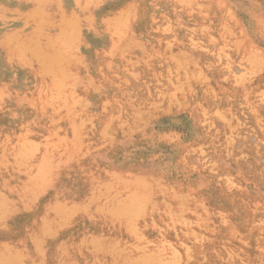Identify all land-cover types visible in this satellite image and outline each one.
Returning <instances> with one entry per match:
<instances>
[{
  "label": "rangeland",
  "instance_id": "374dc122",
  "mask_svg": "<svg viewBox=\"0 0 264 264\" xmlns=\"http://www.w3.org/2000/svg\"><path fill=\"white\" fill-rule=\"evenodd\" d=\"M0 70V264H264V0H0Z\"/></svg>",
  "mask_w": 264,
  "mask_h": 264
},
{
  "label": "bare ground",
  "instance_id": "6f19581e",
  "mask_svg": "<svg viewBox=\"0 0 264 264\" xmlns=\"http://www.w3.org/2000/svg\"><path fill=\"white\" fill-rule=\"evenodd\" d=\"M10 36H11V33H10ZM1 71V70H0ZM2 71H4V70H2ZM1 71V72H2ZM1 74V73H0ZM5 74V73H4ZM5 80V79H4ZM65 112V111H64ZM62 114V113H61ZM48 120V119H47ZM68 121V120H67ZM72 129V128H71ZM72 134V133H71ZM73 141V140H72ZM54 144V143H53ZM64 145V144H63ZM61 146V145H60ZM49 148H50V146H49ZM56 149V148H55ZM45 150V149H44ZM49 150V149H48ZM51 150H53V149H51ZM60 151V150H59ZM54 152H57V151H54ZM47 154V153H46ZM45 154V155H46ZM52 155V154H51ZM58 155H60V154H58ZM73 155V154H72ZM48 156V155H47ZM62 160H63V158H62ZM46 161V160H45ZM70 161V160H69ZM57 162V161H56ZM66 162V161H65ZM39 164V163H38ZM49 164V163H48ZM34 166V165H33ZM32 166V167H33ZM60 168V167H59ZM32 169V168H31ZM36 169V168H35ZM48 170V169H47ZM31 171V170H30ZM43 171V170H42ZM76 173V172H75ZM81 173V172H80ZM51 174V173H50ZM78 174V173H77ZM46 175V174H45ZM55 175V174H54ZM86 175V174H85ZM36 177V176H35ZM34 177V178H35ZM39 177V176H38ZM55 177H57V176H55ZM77 177V176H76ZM2 178V177H1ZM33 178V179H34ZM40 178H41V175H40ZM85 178V177H84ZM89 178H91V177H89ZM94 177H92V179H93ZM118 178V177H117ZM29 179V178H28ZM31 179V178H30ZM97 179V178H96ZM99 179V178H98ZM106 179V178H105ZM104 179V180H105ZM36 180H38V179H36ZM48 180V179H47ZM80 179H78V181H79ZM3 181V180H2ZM51 181V180H50ZM99 181V180H98ZM102 181V180H101ZM109 181V180H108ZM112 181V180H111ZM6 182V181H5ZM47 182V181H46ZM31 183H33V182H31ZM39 183H41V182H39ZM44 183V182H43ZM86 183V182H85ZM116 183V182H115ZM59 184V183H58ZM63 184V183H62ZM123 184V183H122ZM38 185V184H37ZM41 185V184H40ZM56 185V184H55ZM97 185V184H96ZM127 185H129V183L127 184ZM43 186V185H42ZM117 186V185H116ZM115 186V187H116ZM133 186V185H132ZM2 187V186H1ZM35 187V186H34ZM99 187V186H98ZM123 187H124V185H123ZM3 188H4V186H3ZM11 188V187H10ZM78 188V187H77ZM53 189H55V188H53ZM58 189V188H57ZM70 189V188H69ZM92 189V188H91ZM94 189V188H93ZM108 189V188H107ZM121 189V188H120ZM29 190V189H28ZM56 190V189H55ZM65 190H67V188L65 189ZM75 190V189H74ZM78 190H79V188H78ZM115 190V189H114ZM136 190V189H135ZM34 191V190H33ZM106 191V190H105ZM109 191V190H108ZM126 191V190H125ZM43 192V191H42ZM51 192V191H50ZM93 192V191H92ZM97 192V191H96ZM99 192V191H98ZM104 192V191H103ZM102 192V193H103ZM72 193V192H71ZM140 193V192H139ZM51 194V193H50ZM80 194V193H79ZM82 194V193H81ZM94 194V193H93ZM107 194V193H106ZM74 195V194H73ZM86 195V194H85ZM95 195V194H94ZM99 195H102V194H99ZM104 195V194H103ZM121 195V194H120ZM140 195V194H139ZM55 196V195H54ZM59 196V195H58ZM66 196V195H65ZM138 196V195H137ZM33 197V196H32ZM87 197V196H86ZM93 197V196H92ZM106 197V196H105ZM115 197V196H114ZM49 198V197H48ZM52 198V197H51ZM85 198V197H84ZM1 199V198H0ZM46 199V198H45ZM87 199V198H86ZM96 199V198H95ZM127 199V198H126ZM61 200V199H60ZM63 200V199H62ZM67 200V199H66ZM85 200V199H84ZM115 200V199H114ZM121 200H122V198H121ZM125 200V199H124ZM75 201V200H74ZM78 201H80V200H78ZM85 201H87V200H85ZM89 201V200H88ZM87 201V202H88ZM94 201V200H93ZM127 201V200H126ZM48 202V201H47ZM107 202H108V199H107ZM55 203V202H54ZM68 203V202H67ZM157 203V202H156ZM98 204V203H97ZM104 204V203H103ZM109 204V203H108ZM50 205V204H49ZM60 205V204H59ZM80 205V204H79ZM118 205H120V204H118ZM144 205V204H143ZM142 205V206H143ZM147 205V204H146ZM152 205V204H151ZM44 206V205H43ZM47 206V205H46ZM99 206V205H98ZM106 206V205H105ZM145 206V205H144ZM51 207V206H50ZM56 207V206H55ZM64 207V206H63ZM70 207V206H69ZM78 207V206H77ZM94 207V206H93ZM147 207V206H146ZM145 207V208H146ZM58 208H60V206L58 207ZM66 208V207H65ZM95 209H97L96 207H94ZM151 208V207H150ZM81 209V208H80ZM79 209V210H80ZM1 210V209H0ZM49 210V209H48ZM54 210V209H53ZM53 210H51V211H53ZM83 210V209H82ZM90 210V209H89ZM99 210V209H98ZM124 210V209H123ZM56 211H58V210H56ZM85 211H87V210H85ZM95 211V210H94ZM97 211V210H96ZM145 211V210H144ZM45 212V211H44ZM103 212V211H102ZM129 212V211H128ZM56 213V212H55ZM83 213H84V211H83ZM89 213H90V211H89ZM101 213V212H100ZM107 213H108V211H107ZM127 213V212H126ZM59 214V213H58ZM72 214V213H71ZM74 214V213H73ZM97 214V213H96ZM117 214V213H116ZM125 214V213H124ZM64 215V214H63ZM104 215V214H103ZM72 216V215H71ZM70 216V217H71ZM87 216V215H86ZM90 216V215H89ZM88 216V217H89ZM105 216V215H104ZM111 216V215H110ZM130 216V215H129ZM150 216V215H149ZM43 217V216H42ZM49 217V216H48ZM63 217H65V216H63ZM112 217V216H111ZM116 217V216H115ZM127 217V216H126ZM147 217V216H146ZM156 217V216H155ZM159 217V216H158ZM91 218V217H90ZM120 218V217H119ZM45 219V218H44ZM65 219V218H64ZM63 219V220H64ZM67 219H69L68 217H67ZM89 219V218H88ZM116 219V218H115ZM137 219V218H136ZM53 220V219H52ZM85 220V219H84ZM110 220V219H109ZM154 220V219H153ZM54 221V220H53ZM76 221V220H75ZM125 221V220H124ZM165 221V220H164ZM65 222V221H64ZM73 222V221H72ZM146 222V221H145ZM42 223H44V222H42ZM55 223V222H54ZM81 223V222H80ZM130 223V222H129ZM57 224V223H56ZM78 224V223H77ZM97 224V223H96ZM119 224V223H118ZM123 224V223H122ZM127 224V223H126ZM134 224V223H133ZM149 224V223H148ZM31 225V224H30ZM62 225V224H61ZM89 225V224H88ZM107 225V224H106ZM147 225V224H146ZM153 225V224H152ZM68 226V225H67ZM127 226V225H126ZM44 227V226H43ZM58 227V226H57ZM113 227V226H112ZM38 228V227H37ZM46 228H47V226H46ZM59 228V227H58ZM75 228V227H74ZM78 228H79V226H78ZM86 228V227H85ZM12 229V228H11ZM45 229V228H44ZM23 230V229H22ZM41 230H42V228H41ZM69 230V229H68ZM9 231V230H8ZM21 231V230H20ZM35 231V230H34ZM85 231H87V230H85ZM120 231V230H119ZM19 232V231H18ZM17 232V233H18ZM50 232V231H49ZM100 232V231H99ZM44 233V232H43ZM78 233V232H77ZM76 233V234H77ZM106 233V232H105ZM120 233V232H119ZM139 233V232H138ZM52 234H54V233H52ZM51 234V235H52ZM66 234V233H65ZM72 234V233H71ZM82 234V233H81ZM12 235V234H11ZM50 235V236H51ZM59 235V234H58ZM62 235V234H61ZM105 235V234H104ZM111 235V234H110ZM23 236V235H22ZM21 236V237H22ZM32 236V235H31ZM53 236V235H52ZM64 236V235H63ZM75 236V235H74ZM84 236V235H83ZM100 236V235H99ZM124 236V235H123ZM149 236V235H148ZM28 237V236H27ZM65 237V236H64ZM51 238V237H50ZM67 238V237H66ZM104 238V237H103ZM149 238V237H148ZM21 239V238H20ZM58 239V238H57ZM85 239H86V237H85ZM88 239V238H87ZM135 239V238H134ZM142 239V238H141ZM145 239V238H144ZM23 240V239H22ZM25 240V239H24ZM53 240V239H52ZM68 240V239H67ZM109 240V239H108ZM48 241V240H47ZM46 241V242H47ZM72 241V240H71ZM102 241V240H101ZM15 242V241H14ZM78 242V241H77ZM79 243V242H78ZM77 243V244H78ZM89 243V242H88ZM110 243V242H109ZM126 243V242H125ZM124 243V244H125ZM84 244V243H83ZM107 244V243H106ZM112 244V243H111ZM131 244V243H130ZM133 244V243H132ZM158 244H159V242H158ZM28 245V244H27ZM59 245V244H58ZM70 245V244H69ZM85 245H87V244H85ZM110 245V244H109ZM126 245V244H125ZM156 245H157V243H156ZM163 245V244H162ZM42 246V245H41ZM66 246V245H65ZM80 246V245H79ZM107 246V245H106ZM24 247H26V245L24 246ZM104 247V246H103ZM110 247V246H109ZM132 247V246H131ZM27 248V247H26ZM33 248V247H32ZM54 248V247H53ZM86 248H88V247H86ZM106 248V247H105ZM133 248V247H132ZM30 249H31V247H30ZM47 249V248H46ZM59 249V248H58ZM81 249V248H80ZM79 249V250H80ZM102 249V248H101ZM113 249V248H112ZM130 249V248H129ZM172 249V248H171ZM170 249V250H171ZM73 250V249H72ZM77 250V249H76ZM109 250V249H108ZM18 251V250H17ZM19 251H20V249H19ZM35 251V250H34ZM95 251V250H94ZM127 251V250H126ZM14 252V251H13ZM37 252V251H36ZM45 252V251H44ZM81 252V251H80ZM89 252H91V251H89ZM108 252V251H107ZM123 252V251H122ZM46 253H47V251H46ZM50 253V252H49ZM75 253V252H74ZM104 253V252H103ZM112 253V252H111ZM128 253V252H127ZM20 254V253H19ZM61 254V253H60ZM59 254V255H60ZM144 254V253H143ZM167 254V253H166ZM39 255V254H38ZM42 255H43V253H42ZM95 255V254H94ZM30 256V255H29ZM44 256V255H43ZM82 256V255H81ZM41 257V256H40ZM51 257V256H50ZM58 257H61V256H58ZM66 257V256H65ZM89 257V256H88ZM31 258V257H30ZM53 258V257H52ZM70 258V257H69ZM71 258H72V256H71ZM76 258V257H75ZM123 259V258H122ZM153 259V258H152ZM40 260V259H39ZM61 260V259H60ZM99 260V259H98ZM104 260V259H103ZM178 260V259H177ZM45 261V260H44ZM50 261V260H49ZM52 261V260H51ZM58 261V260H57ZM93 261H95V260H93ZM102 261V260H101ZM54 262V261H53ZM52 262V263H53ZM79 262V261H78ZM85 262V261H84ZM127 262V261H126ZM92 263V262H91ZM121 263V262H120ZM30 264V263H29ZM37 264V263H36ZM41 264V263H40ZM76 264V263H75ZM116 264V263H115ZM129 264V263H128Z\"/></svg>",
  "mask_w": 264,
  "mask_h": 264
}]
</instances>
